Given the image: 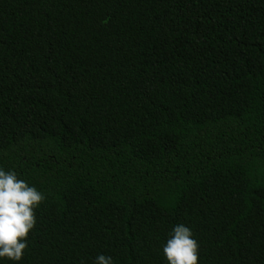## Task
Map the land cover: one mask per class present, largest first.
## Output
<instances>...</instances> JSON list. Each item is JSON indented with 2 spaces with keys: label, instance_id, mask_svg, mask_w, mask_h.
Segmentation results:
<instances>
[{
  "label": "trees",
  "instance_id": "trees-1",
  "mask_svg": "<svg viewBox=\"0 0 264 264\" xmlns=\"http://www.w3.org/2000/svg\"><path fill=\"white\" fill-rule=\"evenodd\" d=\"M0 167L18 264H264V0H0Z\"/></svg>",
  "mask_w": 264,
  "mask_h": 264
},
{
  "label": "clouds",
  "instance_id": "clouds-1",
  "mask_svg": "<svg viewBox=\"0 0 264 264\" xmlns=\"http://www.w3.org/2000/svg\"><path fill=\"white\" fill-rule=\"evenodd\" d=\"M45 199L44 194L13 170L0 167V264L6 258L18 264L27 247V236L36 223L35 209ZM198 243L192 230L175 225L163 246L167 264H198ZM93 264H114L111 256L98 254Z\"/></svg>",
  "mask_w": 264,
  "mask_h": 264
}]
</instances>
